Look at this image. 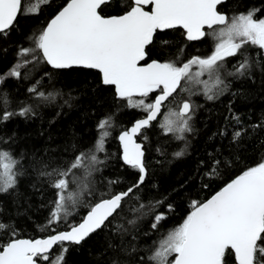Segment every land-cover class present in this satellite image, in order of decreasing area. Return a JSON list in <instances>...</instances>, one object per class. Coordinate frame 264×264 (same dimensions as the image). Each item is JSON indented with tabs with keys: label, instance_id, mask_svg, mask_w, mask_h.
Segmentation results:
<instances>
[{
	"label": "snow or ice",
	"instance_id": "obj_1",
	"mask_svg": "<svg viewBox=\"0 0 264 264\" xmlns=\"http://www.w3.org/2000/svg\"><path fill=\"white\" fill-rule=\"evenodd\" d=\"M227 2L64 0L54 9L46 24L29 35V47L18 49L14 65L0 74V84L9 77L28 79L33 69L23 74L21 69L29 64L34 68L45 64L53 70H97L101 84L114 89L115 100L146 114L118 137L123 148V164L139 175L127 190L118 193L110 190L109 194L101 193L95 203L85 204L88 208L86 215L81 222L71 225L70 230L30 240L16 238V230L12 227L8 241L0 244V264H38L37 258L48 264H64L65 242L80 245L91 234L113 223L126 198L139 200L134 193L145 183L147 168L145 153L134 138L157 120L166 101L177 106L168 109L158 127L163 135L185 142L183 148L172 154L174 158H181L189 146L185 134L195 131L190 122L196 109L201 107L191 97L202 93L207 100L213 101L229 90L227 77L254 79L255 70L264 73V17L257 15L264 13V7L234 12L229 16L219 10V6ZM53 3L54 0H33L30 6H26L25 0H0V38H7L18 16L39 15L42 6H52ZM205 27L212 31L206 32ZM174 29H182L181 35L187 41L211 36L214 41L211 54L182 60L185 49L181 47L173 58L151 59V48L158 47L162 55L173 43L166 33ZM246 46L259 50L255 58ZM3 51L7 52V49ZM229 57H240L232 65V70H228L224 63ZM54 74L44 73L49 77ZM40 84L41 80H37L27 89L33 100L51 102L62 95L58 90L45 93L39 90ZM178 89L187 94L186 99L179 98ZM153 93H156L154 98ZM71 99L69 95L65 103ZM11 103L9 94L0 92V125L17 116L29 119L37 114L36 109L40 106V103L20 102V107L12 110ZM231 119L237 125L241 123L238 115H232ZM113 126L111 114L103 117L96 125L94 144L78 153L77 146L73 145L75 154L70 161L38 157L36 153L28 160L25 153L17 157L9 149L0 148V194H18V178L28 175L30 168L38 179L43 178L42 182L56 190V198L50 201L53 207L45 227L59 223L61 219L67 220L76 207L84 203L83 194L94 195L93 181L89 177L100 171L98 165L105 163L97 153L105 151L104 145ZM250 127L256 129L264 124ZM246 131L243 127L235 128L232 142L238 143ZM227 132L225 127L213 136L225 137ZM15 137V132L7 137L0 135V143L14 142ZM157 151L161 150L158 148ZM221 165L220 160H213L204 176L217 175ZM119 182L118 179L109 180L108 184ZM70 184L75 185V189H70ZM166 199L149 201L151 230L158 231L168 213L174 211L172 203L165 204ZM161 205L164 211H159ZM189 207L190 211L181 223L159 241H154L158 246L146 258L140 254L139 245L133 243L139 239L137 232L122 224L117 225L114 236L106 241V247L100 253L104 264H148L149 261L154 264H264V160L242 171L210 198L191 200ZM144 208L145 205L140 203L139 208L134 207L131 211L143 216L145 213L141 209ZM140 216L127 223L135 226ZM9 228L10 224L0 219V233L9 231ZM129 235L131 240L126 239ZM57 245L60 250L49 255Z\"/></svg>",
	"mask_w": 264,
	"mask_h": 264
},
{
	"label": "trees",
	"instance_id": "obj_2",
	"mask_svg": "<svg viewBox=\"0 0 264 264\" xmlns=\"http://www.w3.org/2000/svg\"><path fill=\"white\" fill-rule=\"evenodd\" d=\"M32 2L33 0H25L26 6H30ZM63 3L64 0H54L52 6H42L39 15L18 16L7 38H0V74L7 72L14 65L18 49L29 47V35L46 24L54 9ZM254 7H264V0H228L226 4L219 6V10L231 16L234 12H244ZM257 15L264 17V13ZM181 33L182 31L178 29L168 30L166 35L173 43L162 55L158 47L151 48V59L173 58L181 47L185 49L182 60L191 56L211 54L214 47L211 36L190 42L185 40ZM246 47L251 49V46ZM3 49H7V52ZM251 50L255 58V53L259 50ZM238 59L240 57L227 58L224 62L226 68L232 70V65ZM30 68L33 71L28 79H23V76L21 79L9 77L0 84V92L9 94L12 110L18 109L20 102L40 103V106L36 109L37 114L29 119L17 116L5 125H0V135L7 137L13 132L16 133L14 142L0 143V148L9 149L17 157L25 153L28 160L36 153L38 157H51L55 161H70L75 154L72 151L73 145L77 146L78 153L94 144L97 137L96 125L103 117L111 114L114 126L110 129L111 135L104 145L105 151L97 153L98 158L105 160V163L98 165L100 171L89 177V180L93 181L91 188L94 195L83 194L84 203L78 205L67 220L61 219L59 223L45 227L53 207L50 201L56 198V190L42 182L43 178L38 179L37 174L30 168L28 175L18 178V194H0V219L10 224L9 231L0 233V244L8 241L12 227L16 230V238L29 239L65 230L78 223L87 213L88 208L85 204L95 203L101 198V193L127 190L137 181L139 175L137 171L122 164L117 135L145 113L138 109H130L123 101L115 100L113 89L102 85L100 76L95 71L81 68L53 70L45 64L34 68L29 64L27 68L21 69V73ZM45 72L55 74L49 77L44 75ZM253 76L254 79L227 77V81H230L229 90L213 101L207 100L202 93L191 97L201 107L196 109L195 116L190 122L195 131L185 134L189 146L181 158H174L172 154L183 148L185 142L177 141L171 135H163L161 128L158 127L160 117L150 127L145 128L137 138L143 145L147 168L145 183L134 193L139 200L126 198L122 202L123 209L120 215L113 223L91 234L80 245L65 244L67 253L64 256V264H104V258L100 253L106 247V241L114 236L115 228L119 224L132 232H137L139 239L133 243L139 245L140 254L146 258L158 246L154 241H159L169 230L182 222L190 211L191 200L208 199L242 171L264 160V127L256 129L250 127L264 124V73L255 70ZM37 80H41L39 90L45 93L58 90L62 95L56 96L51 102L33 100L27 89ZM177 92L180 99L187 98L186 93H180L179 89ZM69 95L72 99L66 104L65 100H68ZM151 95L154 98L156 93ZM169 104L166 102L165 106ZM171 104L176 108V103ZM234 114L239 116L241 122L239 125L231 119ZM225 127L228 129L225 137L213 136ZM237 127L246 128L247 131L238 143H233L232 132ZM158 148L161 151L158 152ZM213 160H220L222 165L218 167L217 175L207 178L204 173L208 171V166ZM25 164L27 165V161ZM117 179L119 183L108 184L109 180ZM69 187L75 189V185L70 184ZM104 198H107V195ZM165 198H167L165 204L172 203L174 211L168 213V218L161 222L158 231L151 230L152 213L149 201ZM140 203L145 205V208L141 209V212L145 213L143 216L131 211L134 207L139 208ZM159 211H164L163 205ZM137 216L140 218L135 226L127 223L129 219ZM146 231L149 232L147 236L144 235ZM126 239L131 240V235ZM59 250L58 245L49 255ZM37 260L40 264H48L39 258ZM148 264L154 262L149 261Z\"/></svg>",
	"mask_w": 264,
	"mask_h": 264
},
{
	"label": "water",
	"instance_id": "obj_3",
	"mask_svg": "<svg viewBox=\"0 0 264 264\" xmlns=\"http://www.w3.org/2000/svg\"><path fill=\"white\" fill-rule=\"evenodd\" d=\"M218 27V26H217ZM179 30H181L182 32H183V30L182 29H179ZM205 31H207V30H211V29H207V27H205V29H204ZM186 40V39H185ZM199 41V40H198ZM190 42H196V41H190ZM143 63V62H142ZM49 68H50V66H48ZM51 69V68H50ZM89 70H92V71H95V72H97L98 73V71L97 70H94V69H89ZM99 74V73H98ZM99 76H100V74H99ZM107 87H111V86H107ZM112 88V87H111ZM113 89V88H112ZM113 92H114V89H113ZM170 99V98H169ZM167 102V101H166ZM166 102H165V104H166ZM163 109V108H162ZM161 112H162V110H161ZM146 115V114H145ZM144 115V116H145ZM143 116V117H144ZM143 117H141V118H143ZM159 117V116H158ZM140 119V118H139ZM158 119V118H157ZM138 120V119H137ZM136 121V120H135ZM134 121V122H135ZM156 121V120H155ZM155 121H153L152 123H154ZM133 122V123H134ZM133 123L128 127V128H130L132 125H133ZM144 130V129H143ZM142 130V131H143ZM122 132V131H121ZM120 132V133H121ZM119 133V134H120ZM119 134L117 135V143H118V145H119V149H120V160H121V162H122V164H123V161H122V155H123V148H122V145L120 144V141H119V139H118V137H119ZM138 136H139V134L134 138L135 140H136V142L137 143H139L140 145H141V147H142V150H143V145H142V143L141 142H139L138 140H137V138H138ZM144 151V150H143ZM124 165V164H123ZM126 167H128L127 165H125ZM118 193V192H117ZM215 194V193H214ZM211 197V196H210ZM209 197V198H210ZM86 215V214H85ZM83 218V217H82ZM82 221V219L79 221V222H81ZM78 222V223H79ZM78 223H76V224H78ZM75 225V224H74ZM66 230H70V227H68L67 229H65V230H61V231H58V232H62V231H66ZM56 232H54V233H52V234H50V235H53V234H55ZM49 236V235H48ZM48 236H45V237H38V238H32V239H30V240H35V239H44V238H47ZM18 239H29V238H18ZM65 244H72V243H70V242H65ZM74 245H76V244H74ZM58 246V245H57ZM56 246H54V248H55ZM53 248V249H54ZM52 249V250H53ZM38 264H40L39 262H38Z\"/></svg>",
	"mask_w": 264,
	"mask_h": 264
},
{
	"label": "rangeland",
	"instance_id": "obj_4",
	"mask_svg": "<svg viewBox=\"0 0 264 264\" xmlns=\"http://www.w3.org/2000/svg\"><path fill=\"white\" fill-rule=\"evenodd\" d=\"M201 79H207V77H202ZM175 105H172V104H169V105H166L165 108H164V111L162 112V114L160 115V119L159 121H161L163 119V116L164 114L168 111L169 108H175L174 107ZM158 121V122H159Z\"/></svg>",
	"mask_w": 264,
	"mask_h": 264
},
{
	"label": "flooded vegetation",
	"instance_id": "obj_5",
	"mask_svg": "<svg viewBox=\"0 0 264 264\" xmlns=\"http://www.w3.org/2000/svg\"><path fill=\"white\" fill-rule=\"evenodd\" d=\"M174 30H176V29H174ZM178 30H179V29H178ZM180 31H181V30H180ZM162 112H163V109H162ZM162 112H161V114H162ZM159 117H160V116H159ZM159 117H158V118H159Z\"/></svg>",
	"mask_w": 264,
	"mask_h": 264
},
{
	"label": "bare ground",
	"instance_id": "obj_6",
	"mask_svg": "<svg viewBox=\"0 0 264 264\" xmlns=\"http://www.w3.org/2000/svg\"><path fill=\"white\" fill-rule=\"evenodd\" d=\"M80 207V206H79Z\"/></svg>",
	"mask_w": 264,
	"mask_h": 264
}]
</instances>
